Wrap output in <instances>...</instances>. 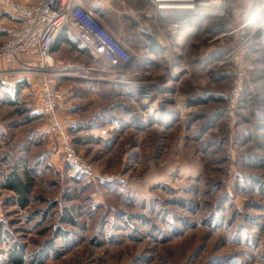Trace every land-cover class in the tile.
<instances>
[{"label": "rangeland", "instance_id": "obj_1", "mask_svg": "<svg viewBox=\"0 0 264 264\" xmlns=\"http://www.w3.org/2000/svg\"><path fill=\"white\" fill-rule=\"evenodd\" d=\"M96 1L135 56L60 82L56 114L89 169L46 133L35 78L0 101V184L32 177L24 208L0 185V264H264V0H221L174 33L130 16L144 0ZM53 58L81 62L66 45Z\"/></svg>", "mask_w": 264, "mask_h": 264}, {"label": "built area", "instance_id": "obj_2", "mask_svg": "<svg viewBox=\"0 0 264 264\" xmlns=\"http://www.w3.org/2000/svg\"><path fill=\"white\" fill-rule=\"evenodd\" d=\"M194 3V0H190ZM147 10L131 11V17L141 15L146 19L166 21L170 31L185 24L193 16L204 13H224V3L215 6H199L186 9L184 13L173 11L172 1L144 0ZM0 11L14 21L13 25L0 24L3 41L0 43V77L14 76L29 81L36 80L38 110L46 119V133L56 138L65 160L85 170L81 157L75 153L68 135L72 127L67 119L56 114L57 108L67 97L69 89L61 85L63 78L73 76L72 69L84 74L103 73L102 63L108 67H124L135 56L112 30L103 22L96 8L83 0H37L34 4L18 0H0ZM143 18V19H145ZM180 24V25H179ZM70 30L80 45L88 51L92 60L81 61L76 66L61 70L56 67L53 49L59 35ZM71 69V70H70ZM74 70V71H75ZM70 71V74L67 72ZM76 73V72H75ZM75 75V74H74ZM87 79L86 77H84ZM106 132L98 135L106 139Z\"/></svg>", "mask_w": 264, "mask_h": 264}, {"label": "trees", "instance_id": "obj_3", "mask_svg": "<svg viewBox=\"0 0 264 264\" xmlns=\"http://www.w3.org/2000/svg\"><path fill=\"white\" fill-rule=\"evenodd\" d=\"M63 32L59 35L53 51L59 47V44L63 38ZM72 45L75 46L76 44L72 43ZM81 52L87 53V50L83 48L81 49ZM27 85H28V81L22 79L15 86L13 99H10V96L5 92L2 101L6 102V104H9L11 106H15L17 102V98L21 96L20 94L22 89L25 88ZM24 110L28 111V109L26 108ZM18 111L19 114L23 112L21 110ZM29 117L31 119H36L38 118V115L36 114L35 116H29ZM22 168L23 169L21 171H19V168L11 169L10 172L5 177H3L0 185L4 190L13 193L17 198L18 205L21 208H24L27 206L28 196L29 193L31 192L32 177L30 176V169H27L26 167H22Z\"/></svg>", "mask_w": 264, "mask_h": 264}, {"label": "crops", "instance_id": "obj_4", "mask_svg": "<svg viewBox=\"0 0 264 264\" xmlns=\"http://www.w3.org/2000/svg\"><path fill=\"white\" fill-rule=\"evenodd\" d=\"M19 1H22L24 3H28V4H34L37 0H19ZM83 2L86 4V5H94V8L96 7V0H83ZM102 18V17H101ZM103 20V18H102ZM104 22V20H103ZM12 25L14 24V21L11 20L10 22ZM105 23V22H104ZM107 23H105L106 25ZM108 25V24H107ZM106 25V26H107ZM109 26V25H108ZM107 26V27H108ZM1 39H3L2 36H0ZM64 38V40H63ZM63 38L59 44V46L61 45H66L68 48H71L73 49V53L74 55H76V57H78V59L80 61H85V62H89L90 60H92L91 56L88 54V51L87 53H83L81 52V49H83V47L80 45V42L75 38V36L73 35V33L70 31V30H65L63 32ZM2 42V41H1ZM0 42V43H1ZM72 43H75L76 45L73 46ZM79 48V49H78ZM54 59V58H53ZM0 69H1V64H0ZM21 81L20 78L18 77H14V76H7V77H0V101H2L3 97L1 96V92L3 90L6 91V94H8L10 96V99H13V95H14V89H15V86L16 84ZM29 83V81H28ZM26 88V87H25ZM25 88L22 89L21 91V94L23 93V91L25 90ZM5 93V92H4ZM4 93H2V95H4ZM20 94V95H21ZM20 98V97H18ZM17 98V99H18ZM61 105L58 107L60 108ZM57 108V109H58ZM60 117V116H59Z\"/></svg>", "mask_w": 264, "mask_h": 264}, {"label": "bare ground", "instance_id": "obj_5", "mask_svg": "<svg viewBox=\"0 0 264 264\" xmlns=\"http://www.w3.org/2000/svg\"><path fill=\"white\" fill-rule=\"evenodd\" d=\"M165 1H172L171 4L173 5V11H177V12H182L184 13V11H186V9L191 8V5H193L194 8L198 7L199 4L198 2H200L203 7H211V6H215L214 4H220L219 1L220 0H194V3L191 1V3L189 2L190 0H165ZM191 4V5H189ZM222 4V3H221ZM209 8H206L204 12H209ZM201 13H203V11H201Z\"/></svg>", "mask_w": 264, "mask_h": 264}]
</instances>
